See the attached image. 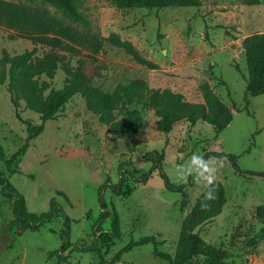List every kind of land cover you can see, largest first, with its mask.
Segmentation results:
<instances>
[{
	"label": "rangeland",
	"instance_id": "1",
	"mask_svg": "<svg viewBox=\"0 0 264 264\" xmlns=\"http://www.w3.org/2000/svg\"><path fill=\"white\" fill-rule=\"evenodd\" d=\"M77 6L86 20L77 27L95 35L99 45L67 40L55 46L35 44L0 24V57L3 51L14 55L35 47V56L58 53L62 63L82 68L89 83L104 91L142 79L150 88L179 92L190 102H205L201 84L207 82L232 117L218 133L202 119L180 120L164 133L156 127L153 109L146 108L136 133L111 134L75 94L55 118L45 121L41 133L28 139L26 124L14 115L6 83L0 84V144L5 156L27 142L10 165L18 171L9 172L3 161L0 169L23 194L29 211H47L54 199L76 220L64 241L61 217L38 230L26 229L14 219L10 199L0 193V264H169L153 255L152 242L112 260L127 242L147 235H156L161 240L157 249L172 254L182 220L199 207L205 191L193 179L185 187L186 196L168 190L149 152L161 156L160 165L174 185L183 183L177 166L193 153H234L241 169L264 171V93L253 96L246 90L243 50L247 36L264 32V0H201L199 6L161 8H118L111 0H77ZM111 35L131 42L145 61L109 41ZM66 43L71 47H63ZM66 76L61 66L52 78L42 76L49 83L46 92L61 87ZM19 106L24 118L40 123L39 113L27 107L23 97ZM146 172L147 180L139 181ZM217 175L223 205L196 231L207 244L223 250L232 264H264V177L238 175L225 161ZM100 196L108 215L97 227ZM112 207L121 220L120 237L112 232Z\"/></svg>",
	"mask_w": 264,
	"mask_h": 264
},
{
	"label": "trees",
	"instance_id": "2",
	"mask_svg": "<svg viewBox=\"0 0 264 264\" xmlns=\"http://www.w3.org/2000/svg\"><path fill=\"white\" fill-rule=\"evenodd\" d=\"M244 4H257L260 0H241ZM118 8H161V7H186L199 6L201 0H111ZM54 11L60 12V16ZM86 20L78 10L77 0H40V4L32 5L20 1L0 0V24L17 30L29 37L35 44L41 43L55 46L61 40H67L74 44L93 42L99 45L101 41L95 35L85 33L77 27L78 23ZM113 44L123 47L137 60H145L139 55L131 42L121 40L115 35L107 38ZM63 47H71L69 43ZM243 50L247 62L246 90L255 96L264 93V32H255L243 40ZM36 48L26 49L19 54L11 55L3 51L0 57V84L6 83L17 119L26 124L28 139L42 132L45 121L55 118L64 108L65 103L75 94H79L85 101L88 110L98 115L101 123L107 125L108 132L119 134L124 132L136 133L140 126L142 109H153L158 120L156 127L159 131L168 133L173 125L180 120L195 121L202 119L214 127L218 133L227 125L232 117L230 110L218 98L207 82L201 84L205 102L187 101L179 92L170 89L150 88L142 79H131L127 83L118 84L112 91H104L89 83L82 68H70L62 63L60 55L56 52L46 53L41 57L35 56ZM61 66L66 72L64 84L59 88H51L42 76L52 78L56 69ZM23 97L27 107L39 113L40 123L33 124L31 119L21 115L19 98ZM140 106V107H138ZM27 142L24 143L10 157H6L0 144V161H3L9 172L13 170L10 165L16 163L18 156L25 151ZM151 159H155L159 175L164 180L168 190L180 192L186 196L185 187L192 182L189 177L187 183L174 185L160 165V155L157 152H149ZM224 159L238 175L261 176L264 171L241 169L237 164V155L234 153H221L208 151L204 155ZM149 176L146 172L140 176L139 181L145 182ZM114 191H120L118 186H111ZM0 193L10 199V209L14 219L30 230H38L45 223L55 218L62 219V240L70 234V224L76 221L71 218L62 207L50 200L49 209L41 213L28 210L25 197L9 182L8 177L0 169ZM58 193L65 195L64 192ZM198 208L190 212L181 223L179 236L174 252L168 253L157 249L156 245L161 240L156 235L142 236L137 240H130L121 247L112 257L118 260L121 254L134 246L152 242L155 245L153 255L167 261L169 264H232L226 261V254L220 248L207 244L196 228L219 214L223 205V190L220 182L216 184V199L209 201V207ZM100 221L108 215L107 204L103 197H99ZM184 205V203H183ZM120 217L112 207L111 228L115 237H120ZM57 253V251H55ZM60 257L61 255L58 254Z\"/></svg>",
	"mask_w": 264,
	"mask_h": 264
},
{
	"label": "clouds",
	"instance_id": "3",
	"mask_svg": "<svg viewBox=\"0 0 264 264\" xmlns=\"http://www.w3.org/2000/svg\"><path fill=\"white\" fill-rule=\"evenodd\" d=\"M226 158L209 157L193 153L190 159L182 165L177 166V175L180 181L187 183L189 177L193 182L200 185L205 191L202 193L201 207H209V201L216 199V184L218 182V171L223 166Z\"/></svg>",
	"mask_w": 264,
	"mask_h": 264
}]
</instances>
